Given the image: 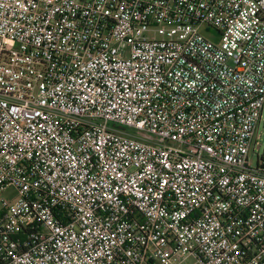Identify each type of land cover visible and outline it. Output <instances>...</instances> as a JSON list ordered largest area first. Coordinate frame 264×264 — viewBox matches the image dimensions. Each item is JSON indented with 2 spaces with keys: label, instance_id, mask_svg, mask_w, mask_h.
<instances>
[{
  "label": "built area",
  "instance_id": "obj_1",
  "mask_svg": "<svg viewBox=\"0 0 264 264\" xmlns=\"http://www.w3.org/2000/svg\"><path fill=\"white\" fill-rule=\"evenodd\" d=\"M263 116L264 0H0V264H264Z\"/></svg>",
  "mask_w": 264,
  "mask_h": 264
},
{
  "label": "rangeland",
  "instance_id": "obj_2",
  "mask_svg": "<svg viewBox=\"0 0 264 264\" xmlns=\"http://www.w3.org/2000/svg\"><path fill=\"white\" fill-rule=\"evenodd\" d=\"M204 30H206V27L203 28ZM211 32L210 33H214V31L210 30ZM258 132H259V135L261 136L260 139H259V143L260 144H264V116H263V119H262V122L258 128ZM16 194H15V191L13 189H7L6 191H3L1 194H0V210H1V200L2 199H6V200H13L15 198ZM191 264H195V262H191Z\"/></svg>",
  "mask_w": 264,
  "mask_h": 264
}]
</instances>
